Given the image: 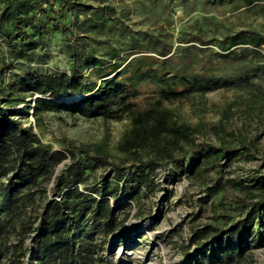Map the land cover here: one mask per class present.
Here are the masks:
<instances>
[{
	"label": "trees",
	"instance_id": "obj_1",
	"mask_svg": "<svg viewBox=\"0 0 264 264\" xmlns=\"http://www.w3.org/2000/svg\"><path fill=\"white\" fill-rule=\"evenodd\" d=\"M189 1L191 9L196 3L264 2ZM121 16L110 5L86 0H0V38L6 44L0 45V264H111L97 256L96 238L102 242L114 233L124 240L129 203L120 200L153 190L158 167L170 165L171 176L195 177L249 147L197 140L196 126L180 119L168 102L204 96L216 87L254 84L252 79L264 73L258 50L264 34L238 29L204 39L183 31L182 44L172 49L161 33L135 35ZM51 32L61 36L65 69L44 67L50 45L42 40ZM13 60L18 65L12 67ZM255 85L252 93L264 99V82ZM30 107L35 124L47 112L70 110L113 120L127 115L129 127L116 153L104 140L53 149L24 124ZM98 166L108 169L103 184L90 193L86 181ZM253 180L235 181L250 194L242 216L198 225L178 244L185 264H229L248 242L264 244V176ZM203 189L205 201L219 190L208 183Z\"/></svg>",
	"mask_w": 264,
	"mask_h": 264
},
{
	"label": "rangeland",
	"instance_id": "obj_2",
	"mask_svg": "<svg viewBox=\"0 0 264 264\" xmlns=\"http://www.w3.org/2000/svg\"><path fill=\"white\" fill-rule=\"evenodd\" d=\"M86 1L94 5H110L116 14L122 11L124 25L135 35L136 31L142 30L161 33L172 49L182 44L178 36L183 31L197 32L204 39L221 37L225 32L232 33L238 29H254L264 34V2L251 7L229 2L202 7L196 3V7L191 9L189 0L174 5L163 0ZM42 41L50 45L44 67L65 69L61 36L51 32ZM1 43L6 48L2 38ZM148 46L151 47V44L148 43ZM258 50L264 56V45ZM15 65L18 62L13 60L12 67ZM263 82L264 73L261 72L252 79L254 84L245 87L248 91L240 86H222L204 96L193 94L168 102L180 119L196 126L194 137L197 140L249 147L230 160L221 158L222 167L203 169L195 177L187 172L171 176L170 165L162 170L158 167L153 190L144 192L140 198L120 200L129 203L123 209L129 212L122 230L124 240H119L121 237L114 233L104 237L102 242L101 236H97V256L101 261L111 264H185L178 244L188 241L194 227L204 223L219 224L224 221L223 215H231L232 220L244 214L240 208L250 194L246 189L239 188L235 181L250 185L255 177L264 176V99L252 93L256 89L255 84ZM65 100L70 101L71 97ZM22 120L26 125L31 124L41 140L53 149L104 140L111 153L117 152V143L129 127L127 115L113 120L85 117L78 111L70 110L47 112L42 121L35 124L31 107L28 116ZM107 169L98 166L89 176L86 184L90 193H93L92 187L103 184L102 176ZM110 178L111 174L105 182ZM205 183L216 184L219 188L207 201L204 199ZM253 191L252 194H260ZM109 199L112 200V197ZM248 244L243 254H235L227 263L264 264V244L255 241ZM226 260L224 258L223 262Z\"/></svg>",
	"mask_w": 264,
	"mask_h": 264
},
{
	"label": "water",
	"instance_id": "obj_3",
	"mask_svg": "<svg viewBox=\"0 0 264 264\" xmlns=\"http://www.w3.org/2000/svg\"><path fill=\"white\" fill-rule=\"evenodd\" d=\"M36 96V95H35Z\"/></svg>",
	"mask_w": 264,
	"mask_h": 264
}]
</instances>
